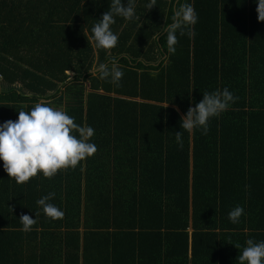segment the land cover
I'll return each instance as SVG.
<instances>
[{"label": "trees", "instance_id": "obj_1", "mask_svg": "<svg viewBox=\"0 0 264 264\" xmlns=\"http://www.w3.org/2000/svg\"><path fill=\"white\" fill-rule=\"evenodd\" d=\"M134 2L138 19L114 17L118 45L106 51L91 29L112 0H0V124L47 102L92 127L97 146L74 170L24 185L0 161V264H239L248 239L264 241L256 0H179L198 21L194 37L177 34L174 54L163 33L178 0L151 10L150 0ZM100 64L123 72L120 86L101 78ZM225 88L238 99L207 135L181 128L205 91ZM49 193L64 219L36 203ZM238 205L244 215L234 224ZM21 215L37 220L31 232Z\"/></svg>", "mask_w": 264, "mask_h": 264}, {"label": "clouds", "instance_id": "obj_2", "mask_svg": "<svg viewBox=\"0 0 264 264\" xmlns=\"http://www.w3.org/2000/svg\"><path fill=\"white\" fill-rule=\"evenodd\" d=\"M258 21L264 23V0H256ZM156 0H150L146 5L148 10L155 7ZM116 16L125 20L138 19L135 13L134 0H127V5L122 0H112L109 10L91 29L92 39L98 49L110 51L118 45L119 37L112 31ZM198 21L196 11L190 3H177L172 16V23L164 28L167 50L175 53L178 44V35L187 34L194 37V26ZM98 71L102 79L111 77V83L120 86L123 72L115 65L111 68L107 64H100ZM202 100L189 107L186 114L181 117V128L192 134L200 129L203 135L209 131V122L218 118L229 110L238 97L234 96L227 88L214 92L205 91ZM168 107V106H167ZM74 133H77L75 135ZM95 130L90 126H80L74 122L63 109L50 106L47 102H37L30 111H20L18 119L8 120L0 124V161L3 170L9 178L18 185H24L32 178L42 174L45 178H53L59 172L75 169L78 164L87 158L93 157L97 146L89 142ZM183 132L175 133L178 146L183 148ZM247 187V186H246ZM55 193H49L37 200L43 213L53 221L64 219L65 213L57 206L50 203ZM244 215V208L236 206L229 212V220L239 223ZM22 231L31 232L37 220L29 215H21ZM235 247L239 248V245ZM239 264H264V241H246V247L238 256Z\"/></svg>", "mask_w": 264, "mask_h": 264}, {"label": "rangeland", "instance_id": "obj_3", "mask_svg": "<svg viewBox=\"0 0 264 264\" xmlns=\"http://www.w3.org/2000/svg\"><path fill=\"white\" fill-rule=\"evenodd\" d=\"M4 85L1 83V79H0V89H3Z\"/></svg>", "mask_w": 264, "mask_h": 264}]
</instances>
